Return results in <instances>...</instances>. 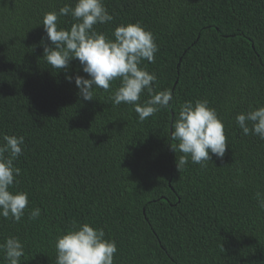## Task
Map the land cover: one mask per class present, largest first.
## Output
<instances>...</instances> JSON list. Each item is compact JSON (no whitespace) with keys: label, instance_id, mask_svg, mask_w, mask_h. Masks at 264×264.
Instances as JSON below:
<instances>
[{"label":"trees","instance_id":"obj_1","mask_svg":"<svg viewBox=\"0 0 264 264\" xmlns=\"http://www.w3.org/2000/svg\"><path fill=\"white\" fill-rule=\"evenodd\" d=\"M104 3L114 19L97 31L112 37L120 24L139 22L155 35V62L144 64L157 75L155 92L172 90L174 107L141 122L133 106L110 99L119 81L83 101L75 77H89L79 61L60 71L43 59L51 46L44 14L75 0H0V143L25 138L12 191L29 196L19 223L0 217V243L17 236L21 264H55L56 237L75 221L116 241L114 264H264V210L255 198L264 191V140L243 135L235 121L264 106V0ZM204 99L229 147L222 159L204 167L189 159L178 170L183 154L172 149L171 125L181 104ZM35 208L41 215L30 220Z\"/></svg>","mask_w":264,"mask_h":264},{"label":"clouds","instance_id":"obj_2","mask_svg":"<svg viewBox=\"0 0 264 264\" xmlns=\"http://www.w3.org/2000/svg\"><path fill=\"white\" fill-rule=\"evenodd\" d=\"M65 16H71L74 21L70 29L61 26L60 18ZM113 19L104 0H75L74 6L65 4L58 11L46 12L42 25L51 46L44 45L43 59L60 71L69 69L72 61H79L89 77H75L83 101L94 100V90L109 91L119 81L110 99L117 106L122 103L133 106L143 122L161 109L174 107L170 105L173 92L171 89L155 92L157 75L150 73L144 64L155 62L159 51L155 35L139 22L120 24L112 37L96 30V25ZM66 79L71 83L73 78L66 76ZM143 95L149 98L141 101ZM235 121L243 135H256L264 140V106L238 113ZM171 129L170 139L176 142L172 149L183 154L177 161L178 170L189 159L202 167L213 156L222 159L229 147L225 124L207 99L181 104ZM24 145L25 138L16 135H5L0 143V217L16 223L22 220L29 206L27 192L12 191L21 175L14 161L23 155ZM255 198L264 210V191H257ZM40 215L41 210L35 208L29 211L28 218L36 220ZM55 250V264H114L118 247L115 240L106 238L103 228L73 221L70 228L56 237ZM0 251L7 264H21V258L26 255L25 245L17 236H9L0 243Z\"/></svg>","mask_w":264,"mask_h":264},{"label":"bare ground","instance_id":"obj_3","mask_svg":"<svg viewBox=\"0 0 264 264\" xmlns=\"http://www.w3.org/2000/svg\"><path fill=\"white\" fill-rule=\"evenodd\" d=\"M185 196V195H184ZM194 198V197H193Z\"/></svg>","mask_w":264,"mask_h":264}]
</instances>
